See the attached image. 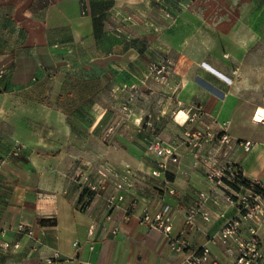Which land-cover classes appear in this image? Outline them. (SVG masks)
<instances>
[{
  "label": "crops",
  "instance_id": "0c3cea01",
  "mask_svg": "<svg viewBox=\"0 0 264 264\" xmlns=\"http://www.w3.org/2000/svg\"><path fill=\"white\" fill-rule=\"evenodd\" d=\"M226 1L0 0V71H6L0 76V264H44L56 251L61 264H182L205 246L212 260L236 263L238 246H224L217 235L238 208L207 173L235 161L264 183V123L254 119L264 107V52L234 53L237 46L264 51V18L246 24L237 19L234 0ZM166 60L173 68L161 86L163 111L172 102L185 117L160 138L185 143L179 164L154 177L158 159L146 153L134 94L149 92V65ZM130 97L131 114L109 120ZM110 121L117 126L112 133ZM224 124L231 148L219 140L201 148L186 142V132L220 134ZM243 141L253 143L249 152L236 144ZM15 143L23 145L18 157L10 154ZM100 165L121 176L130 170L125 200L110 220L104 205L116 193L115 179L89 212L78 208L76 172ZM200 193L210 196L204 207L210 221L199 214L189 226ZM145 210L171 217L170 237L187 243L182 253L161 231L141 224ZM20 224L43 243L33 250L34 241L17 234ZM251 229L264 264V222L245 223L242 239L252 237ZM15 243L16 251L3 248Z\"/></svg>",
  "mask_w": 264,
  "mask_h": 264
},
{
  "label": "built area",
  "instance_id": "2783aa9c",
  "mask_svg": "<svg viewBox=\"0 0 264 264\" xmlns=\"http://www.w3.org/2000/svg\"><path fill=\"white\" fill-rule=\"evenodd\" d=\"M5 72L4 69L1 70L0 76L4 75ZM171 74L172 63L168 60L151 63L148 67V77L164 85L169 82ZM124 109H126V106ZM180 113L181 112L176 115V119ZM196 117L197 115L194 114L192 117H188L186 122L195 121ZM147 127L151 132H149L146 144V153L158 159L157 167L152 172V176L159 177L161 174H166L171 165L179 164V149L185 141L178 138L171 140L161 139L155 135V128L151 121L147 123ZM184 135L186 142L194 148H201L203 145L212 144L217 140L220 141L222 146L224 145L229 148L234 144L232 137L228 134L227 124L221 127L220 134L197 131L193 134L186 132ZM236 144L239 145L244 152H249L253 147L251 141H243ZM22 150L23 145L15 143L10 154L14 157H18L21 155ZM3 162L4 161L0 158V164ZM129 174L130 170L127 169L126 174L121 176V174L109 165H100L89 172L85 170V168L77 171L75 174V181L79 186L81 194L84 193V198L78 205L79 210L89 212L93 202L100 198L102 193L107 189L110 180L115 179L116 193L108 196L105 199L104 205L106 217L110 220L113 211L125 200L123 191L125 185H127ZM207 178L211 183L225 186L228 190L226 200L229 203L235 204L238 208V215L225 222L223 228L217 235V239L226 247L232 245L238 246V255L235 264H258L259 261L263 259V253L260 248L259 239L257 238V231L255 229L250 230L252 237L249 240L242 239L240 232L245 223L253 222L260 224L264 222V183L257 178H248L241 166L235 161H225L224 163L218 164L217 167L211 168L207 173ZM242 181H247V185L241 184ZM168 192L172 195L175 193L174 190H169ZM209 199L210 196L207 193L199 194L197 201L187 215V224L189 226L194 225L195 218L199 214L205 221H210L209 213L204 211V207ZM132 207H135V204H133ZM141 224L147 228L161 231L164 235L169 237L171 249L176 253H182L187 247L185 240L170 237L173 230V223L171 217L166 213L151 215L145 210L141 218ZM16 232L19 235H26L34 241L33 250L43 243L42 240L35 238V233L32 228L23 224L17 226ZM112 233L116 234L117 229ZM215 241L214 238L211 239V242L214 243ZM77 245L76 243L75 246ZM3 248L16 251L20 248V244H3ZM62 262L61 254L56 251L51 257L45 259L44 264H61ZM182 264L221 263L211 259L210 248L205 246L199 250H194Z\"/></svg>",
  "mask_w": 264,
  "mask_h": 264
},
{
  "label": "rangeland",
  "instance_id": "374dc122",
  "mask_svg": "<svg viewBox=\"0 0 264 264\" xmlns=\"http://www.w3.org/2000/svg\"><path fill=\"white\" fill-rule=\"evenodd\" d=\"M225 4H227L226 0H224ZM206 3V2H205ZM233 4L236 8V16L237 19L245 18L246 24L249 22V18H264V0H234V3L230 2V5ZM247 13H243V12ZM217 18V15L214 17ZM243 22V21H242ZM224 50H227L228 47H222ZM230 48V47H229ZM264 52L263 49L256 45V46H237L235 47V52H241V53H260ZM226 54V51H224ZM155 63V62H153ZM172 63V62H171ZM173 68V63H172ZM172 75V74H171ZM146 85L148 86V93H146V90L143 92H140L139 95H135L134 97L138 99L140 103V134L141 137H148L150 129L147 127V123L151 121L155 128V135L158 137L163 136L164 130L169 129V125L174 124L175 116H176V109L174 105L170 104L168 106V109L166 107V110L163 111V106L165 105V97L163 95V91L161 86L168 85V82L166 85L158 83L151 78L148 77L145 79ZM147 89V88H146ZM131 99L128 100V103L125 102V105L123 106L122 110H112L111 116L109 120L113 119H119V118H127L132 111L131 108ZM48 100V99H47ZM126 106V109H124ZM167 106V105H166ZM115 119V120H116ZM112 121L109 122V133H112L116 130L117 126L110 125ZM176 125V124H175ZM98 129V128H97ZM143 142H145L143 140Z\"/></svg>",
  "mask_w": 264,
  "mask_h": 264
},
{
  "label": "bare ground",
  "instance_id": "6f19581e",
  "mask_svg": "<svg viewBox=\"0 0 264 264\" xmlns=\"http://www.w3.org/2000/svg\"><path fill=\"white\" fill-rule=\"evenodd\" d=\"M182 117H185V115L181 113L180 116L177 117V120H178L179 122L184 121V120H183L184 118H182ZM255 120H256L257 122H259V123H264V107H260V108H259V110H258V112H257V114H256V117H255Z\"/></svg>",
  "mask_w": 264,
  "mask_h": 264
},
{
  "label": "trees",
  "instance_id": "16d2710c",
  "mask_svg": "<svg viewBox=\"0 0 264 264\" xmlns=\"http://www.w3.org/2000/svg\"><path fill=\"white\" fill-rule=\"evenodd\" d=\"M241 184L247 185V181H242ZM84 198V193L81 194V201ZM41 224H46V221H42Z\"/></svg>",
  "mask_w": 264,
  "mask_h": 264
}]
</instances>
